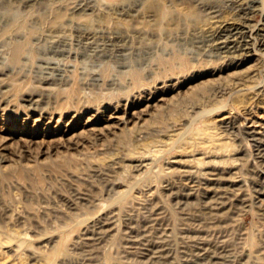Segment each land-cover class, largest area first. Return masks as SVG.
<instances>
[{
	"label": "rangeland",
	"instance_id": "obj_1",
	"mask_svg": "<svg viewBox=\"0 0 264 264\" xmlns=\"http://www.w3.org/2000/svg\"><path fill=\"white\" fill-rule=\"evenodd\" d=\"M162 2L0 0V264H264V0Z\"/></svg>",
	"mask_w": 264,
	"mask_h": 264
},
{
	"label": "bare ground",
	"instance_id": "obj_2",
	"mask_svg": "<svg viewBox=\"0 0 264 264\" xmlns=\"http://www.w3.org/2000/svg\"><path fill=\"white\" fill-rule=\"evenodd\" d=\"M52 1V0H51ZM53 1H65V4H69L71 7H74V9H79V8H82V6L83 5H86V6H89V5H91L90 3H96V4H100V3H102L104 0H53ZM117 3H118V5L119 4H128V6H137V5H139V4H141V3H145V1L148 3V5L149 6H154L155 7V5H159L160 7H161V9H160V11H158V13L159 14H157L156 15V17L160 20V21H163L165 18H167V16H168V9L165 7V5H164V3L162 2V0H115ZM166 2H167V0H165ZM171 1V0H170ZM210 1H212V0H173V3L175 2V4H179V3H181V4H185V5H187V6H189V5H198V6H205L204 8H212L213 6L212 5H210L209 6V2ZM258 0H248V3L249 4H246V5H241V7H240V15L242 14V15H244V14H246L247 15V12L249 11V10H251L252 8L254 9V6H255V2H257ZM218 2V1H217ZM233 2V1H232ZM158 3H160V4H158ZM213 3V2H212ZM211 3V4H212ZM95 4V5H96ZM172 4V3H171ZM215 4V3H214ZM213 4V5H214ZM174 5V4H173ZM92 6V5H91ZM263 6H264V3H263ZM100 7V6H99ZM157 7V6H156ZM186 7V6H185ZM102 8V7H101ZM116 8V7H115ZM130 8V7H129ZM137 8V7H136ZM150 8V7H149ZM159 8V7H158ZM189 8V7H188ZM200 8V7H199ZM109 9V8H108ZM147 9V8H146ZM151 9V8H150ZM149 9V10H150ZM198 9V8H197ZM212 9H214V8H212ZM199 10V9H198ZM197 10V11H198ZM124 11V10H123ZM142 11V10H141ZM200 11V10H199ZM209 11H210V9H209ZM212 12H214L215 11V9L214 10H211ZM121 12V11H120ZM175 12V14H176V11H174ZM218 12V11H217ZM138 13H139V11H138ZM148 13V12H147ZM146 13V14H147ZM196 13V12H195ZM199 13V12H198ZM238 13V12H237ZM142 14V13H141ZM209 14H211V13H209ZM172 15V14H171ZM245 15V16H246ZM14 16V15H13ZM200 16V15H199ZM171 17V16H170ZM207 17V16H206ZM210 17V16H209ZM247 17V16H246ZM168 18H169V16H168ZM189 18V17H188ZM202 18H204V17H202ZM201 18V19H202ZM239 18H241V17H239ZM183 19V18H182ZM192 19H194V18H192ZM169 20L171 21V22H173V20H177L176 19V16H173V17H171V18H169ZM191 20V19H190ZM74 21V20H73ZM196 21L198 22V20L196 19ZM77 22V21H76ZM176 22V21H175ZM11 23H14L15 24V27H18V26H20L21 24H22V21L19 19V18H17V17H13L12 18V20H11ZM174 24V23H173ZM182 24H184V23H182ZM253 24V23H252ZM226 26V25H225ZM247 25H243V26H234V27H226V28H221L220 30H218V32H215L214 33V35H213V37L211 38V39H213L215 42L213 43V44H215V46H214V48L216 49V50H218L219 52H225L224 53V55L225 56H229V53H231V52H234L235 50H239V49H246V50H248V48L249 47H252L254 44H253V42H255V44L256 45H254V50H256L257 51V45H259L258 46V49H260V51H258V54H257V56L255 57V60L252 62V63H254V62H256V61H258L259 59H261V58H263V66H264V51H261V50H264V29L262 30V31H257L256 33H255V35H254V37H251L250 36V38H252L253 39V42H250V40H247V42H245L244 44L243 43H239V40H238V38L239 37H243V35L245 34V31L246 30H244L243 28H245ZM194 27V26H193ZM256 30V29H255ZM21 31H23V30H21ZM164 31V30H163ZM157 32V31H156ZM159 32L160 33H163L162 32V30H159ZM193 32V31H192ZM202 32V31H201ZM28 33V32H27ZM158 33V32H157ZM200 33V32H199ZM207 34V33H206ZM28 35V34H27ZM92 36V35H91ZM205 36V35H204ZM207 36V35H206ZM212 36V35H211ZM249 36V35H248ZM210 37V36H209ZM208 37V38H209ZM200 38V37H199ZM58 40H60V39H58ZM212 41V40H211ZM246 41V40H245ZM83 42V41H82ZM66 44V43H65ZM63 45V44H62ZM94 45V44H93ZM78 46V45H77ZM22 47H23V44H15V45H13L12 47H11V49H10V51H9V58L11 59V60H13V61H15V60H17L18 59V57H19V55H20V53H21V50H22ZM96 47H98V46H96ZM67 48V47H66ZM95 48V47H94ZM86 50V49H85ZM94 50V49H93ZM54 51V50H53ZM92 51V50H91ZM103 51V50H102ZM101 51V52H102ZM25 52V51H24ZM58 52V51H57ZM242 52V51H241ZM249 52V51H248ZM253 51H251V53H252ZM257 53V52H256ZM54 54V53H53ZM183 54V53H182ZM182 54H181V56H182ZM235 54V53H234ZM172 55V54H171ZM185 55V54H184ZM223 55V56H224ZM173 56V55H172ZM212 56V55H211ZM217 56V55H216ZM224 56V57H225ZM239 56V55H238ZM262 56V57H261ZM221 57H222V54H221ZM6 58V57H5ZM218 58V57H217ZM220 58V57H219ZM226 58V57H225ZM229 58V57H228ZM52 59V58H51ZM209 59V58H208ZM99 60V59H98ZM102 60V59H101ZM52 61V60H51ZM189 61V60H188ZM188 61L186 60V59H184V58H182V60H180V62H179V68H180V70L181 71H186L188 68H189V64L190 63H188ZM210 61V60H209ZM127 62V61H126ZM162 62H164V61H162ZM165 62H168L169 63V67L171 66V65H173L174 63H173V61L172 60H167V61H165ZM215 62V61H214ZM217 62H218V60H217ZM239 62V61H238ZM44 63V62H43ZM131 63V62H130ZM192 63V62H191ZM231 63H233V62H231ZM237 63V62H236ZM45 64V63H44ZM100 64H101V62H100ZM52 65H54V64H52ZM215 65V64H214ZM213 65V66H214ZM217 65V64H216ZM108 66V65H107ZM129 68V73H130V83L133 85V87H136V89H138L136 92L138 93V94H142V95H144V93L146 92V89H148L147 88V86H146V84L147 83H145V82H143L144 80H142V78H141V76L137 73V67H133V66H128ZM139 67V66H138ZM162 67V66H161ZM252 67V66H251ZM50 68V67H49ZM154 68V67H153ZM191 68V67H190ZM107 70V69H106ZM124 71V70H123ZM162 71V70H161ZM214 71V70H213ZM175 72V71H174ZM182 72V73H183ZM109 73V72H108ZM129 73H128V76H129ZM48 74V73H47ZM76 75V74H75ZM170 75V74H169ZM71 76H73V75H71ZM94 78V77H93ZM98 78V77H97ZM161 78V77H160ZM164 78V77H163ZM72 79V78H71ZM167 79V78H166ZM66 80H68V79H66ZM156 81V80H155ZM102 82V81H101ZM112 82V81H111ZM149 82V81H148ZM80 83V82H79ZM164 83V82H163ZM113 84V83H112ZM152 85V84H151ZM161 85V84H160ZM132 87V86H131ZM8 88V87H7ZM22 88V87H21ZM79 88V87H78ZM14 90V89H13ZM150 90V89H149ZM134 91V90H133ZM6 92V91H5ZM151 92V91H150ZM14 93V92H13ZM131 93H134L135 94V92H131ZM264 93V92H263ZM111 94V93H110ZM116 95V94H115ZM129 95V94H128ZM121 96V95H120ZM126 96V95H125ZM7 97V96H6ZM110 97H111V95H110ZM129 97L130 96H128V103H129ZM263 97V96H262ZM111 99V98H110ZM9 100V99H8ZM95 100V99H94ZM117 101H120L119 99H116ZM115 100V101H116ZM101 101V100H100ZM126 101V100H125ZM1 102V101H0ZM123 102V101H122ZM116 103V102H115ZM119 103V102H118ZM126 103H127V101H126ZM148 103H149V101H148ZM117 104V103H116ZM1 106V105H0ZM126 106V105H125ZM17 107H18V105H17ZM63 107V106H62ZM95 108V107H94ZM126 109V108H125ZM136 109V108H135ZM145 109V108H144ZM43 109H41L40 111H42ZM131 111V110H130ZM136 112V111H135ZM139 112V111H138ZM30 113V112H29ZM42 113V112H41ZM41 113H39V116L41 115ZM79 113V112H78ZM85 113V112H84ZM92 113V112H91ZM113 112H110L109 114L110 115H108L109 117H112L111 116V114H112ZM137 113V112H136ZM27 114V113H26ZM115 114V113H114ZM117 114V113H116ZM121 114V113H120ZM63 115V114H62ZM134 115V113L132 112L131 113V115L129 116V120L131 119V117ZM138 115V114H137ZM47 116V115H46ZM107 116V117H108ZM41 117V116H40ZM53 117V113H52V111L50 112V116H49V120L51 119ZM90 117H92V116H90ZM108 117V118H109ZM121 116H118V118H120ZM36 118H37V115H36ZM133 118V117H132ZM143 119V118H142ZM58 121H59V118L57 119ZM67 120V119H66ZM73 121V120H72ZM118 121V120H117ZM116 121V122H117ZM136 121V120H135ZM110 122V121H109ZM123 122V121H122ZM143 122V121H142ZM257 122V121H256ZM131 125H132V123H131ZM134 125V124H133ZM107 126H109V125H107ZM129 127V126H128ZM141 127V126H140ZM117 133V132H116ZM116 137V136H115ZM257 138V137H256ZM26 139V138H25ZM24 139V140H25ZM30 139V138H29ZM256 140V139H255ZM98 141V140H97ZM107 141V140H106ZM123 141V140H122ZM26 142V141H25ZM85 142V141H84ZM87 144V143H86ZM112 144V143H111ZM89 146V145H88ZM141 146V145H140ZM259 146V145H258ZM144 148V147H143ZM259 149V151L258 152H260L261 151V148H258ZM257 149V150H258ZM264 149V148H263ZM261 153V152H260ZM107 154V153H106ZM110 154V153H109ZM264 153H262V155H263ZM260 158V157H259ZM118 160V159H117ZM213 171H215L214 169H213ZM95 173V172H94ZM233 177V176H232ZM104 178V177H103ZM203 178V177H202ZM187 179V178H186ZM109 180V179H108ZM229 180V179H228ZM219 181V180H218ZM263 181V180H262ZM195 182V181H194ZM205 183V182H204ZM170 185V184H169ZM135 186V185H134ZM221 186V185H220ZM216 188V187H215ZM263 188V187H262ZM177 192V191H176ZM202 192V191H201ZM127 193V192H126ZM72 194V193H71ZM125 195V194H124ZM178 195V194H177ZM224 197V196H223ZM102 200V199H101ZM118 201V200H117ZM116 201V202H117ZM260 201V200H259ZM72 202V201H71ZM246 202V201H245ZM196 204V203H195ZM38 205V204H37ZM204 205V204H203ZM188 208V207H187ZM206 208V207H205ZM37 210V209H36ZM1 214V213H0ZM186 214V213H185ZM124 216V215H123ZM2 217V216H1ZM102 219V218H101ZM147 224V223H146ZM93 226V225H92ZM28 227V226H27ZM160 227V226H159ZM105 232V231H104ZM96 233V232H95ZM146 233V232H145ZM149 238V237H148ZM186 238V237H185ZM101 239V238H100ZM141 239V238H140ZM134 241V240H133ZM92 243V242H91ZM171 243V242H170ZM195 243V242H194ZM200 243V242H199ZM97 244H99V243H97ZM134 244V243H133ZM162 244V243H161ZM95 245V244H94ZM168 245V244H167ZM169 246V245H168ZM146 251V250H145ZM150 254V253H149ZM206 254V253H205ZM222 255V254H221ZM1 257V256H0ZM24 257V256H23ZM163 257V256H162ZM168 257V256H167ZM191 257V256H190ZM140 259V258H139ZM158 262V261H157ZM149 263V262H148ZM144 264V263H143Z\"/></svg>",
	"mask_w": 264,
	"mask_h": 264
}]
</instances>
